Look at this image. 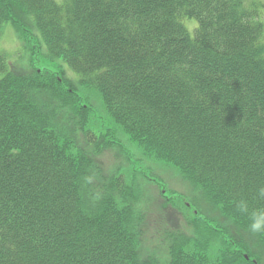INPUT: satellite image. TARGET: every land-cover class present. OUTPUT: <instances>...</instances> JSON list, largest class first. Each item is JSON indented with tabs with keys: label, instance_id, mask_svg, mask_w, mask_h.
Returning <instances> with one entry per match:
<instances>
[{
	"label": "trees",
	"instance_id": "1",
	"mask_svg": "<svg viewBox=\"0 0 264 264\" xmlns=\"http://www.w3.org/2000/svg\"><path fill=\"white\" fill-rule=\"evenodd\" d=\"M262 16L264 0H0V35L22 41L0 54V264H264ZM28 22L78 79L34 67ZM108 150L181 173L193 199L158 186L186 224L170 214L150 246L151 200L105 172Z\"/></svg>",
	"mask_w": 264,
	"mask_h": 264
},
{
	"label": "rangeland",
	"instance_id": "2",
	"mask_svg": "<svg viewBox=\"0 0 264 264\" xmlns=\"http://www.w3.org/2000/svg\"><path fill=\"white\" fill-rule=\"evenodd\" d=\"M264 20V17H263ZM184 23L186 24V26L189 28V30L191 32H193V30L198 27V23L195 19H190L187 18L184 20ZM24 30H26L27 32H30L31 35V41H32V46H35V48L33 49V47L31 46L30 51H36L37 54L33 53L32 51V57L34 58L32 62H34V67H37L40 69H54L56 71L59 72L60 67L64 68L66 72V74L68 76H72L74 74L75 78L78 79V75L75 73V71L71 70L67 64L63 61V60H55L54 63H50V61H48L46 54V48L45 45H42V49L43 52L39 51V48H37V46H39L38 44V40L36 37H34L36 35V27H34L32 25V23H25L24 25ZM39 34V33H38ZM36 39V40H35ZM20 43H22V41L19 40V36L17 34V31H15V27L13 24H7L4 33L0 35V54L3 53L7 56V58H9L10 62L13 63L14 59L19 57L20 54ZM22 60V63L20 62V64H22L23 66L25 65V61L28 59L26 56H23L22 58H19ZM57 67V68H56ZM29 68V67H27ZM97 99V94L96 93H92V100H96ZM123 140L125 141V139L123 138ZM136 157H138V155H136ZM102 163L105 166V172L108 173L109 171H112L114 169H118L120 168H127L130 175H131V166H133L131 163H129L128 159L126 158V156L118 151L115 150H108L107 152L102 154L101 157ZM143 163H145V166L148 167L144 168L143 165H139L136 163V166L139 168V170H145L147 174H149V171H153L155 177L159 178L161 180V182H163L166 185V188H170L172 191L176 190L179 191V193L183 194V196L185 195L187 198L190 196H195L197 193H194L192 188L190 187V183L187 182L181 175V173L177 172V170H175L174 168H171L167 165H159L157 163L154 162H149L146 160H143ZM137 176L135 177V182L134 185H136L137 187H140L139 183L140 182L142 184H144L145 189H146V197H150L151 202H148L146 205L148 206V212L149 214L151 213V227H152V233H148L146 235V238L151 239L147 240L148 244L150 246H153L154 242L156 239L160 238V234L156 233L154 230H157V227H163V225L165 224L166 226H172V220H171V216L170 214L174 213L175 215H177L178 217V223L180 224V226H183L181 224H186L184 215L181 213L180 209L175 208V205H169L168 208H164V206L166 205V200L165 198L162 196L161 194V189L157 187L156 184L153 183H149L146 182V179L144 178L143 175H141L139 173H136ZM139 178L141 179V181L139 180ZM164 204V205H162ZM167 206V205H166ZM159 208L161 209H166L165 211L167 212L166 215L164 216L163 213L159 210ZM175 210V212H173ZM179 214H182L179 215ZM188 226V225H187Z\"/></svg>",
	"mask_w": 264,
	"mask_h": 264
},
{
	"label": "clouds",
	"instance_id": "3",
	"mask_svg": "<svg viewBox=\"0 0 264 264\" xmlns=\"http://www.w3.org/2000/svg\"><path fill=\"white\" fill-rule=\"evenodd\" d=\"M258 227H259L258 224L253 225V228H254V229H255V228H258Z\"/></svg>",
	"mask_w": 264,
	"mask_h": 264
}]
</instances>
